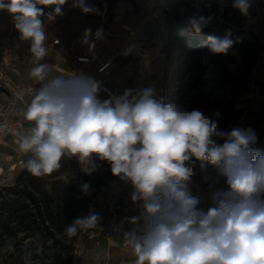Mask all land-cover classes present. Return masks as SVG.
<instances>
[{"label":"clouds","instance_id":"clouds-1","mask_svg":"<svg viewBox=\"0 0 264 264\" xmlns=\"http://www.w3.org/2000/svg\"><path fill=\"white\" fill-rule=\"evenodd\" d=\"M66 2L0 0V11L6 10L21 39L30 41L37 65L30 76L40 87L23 111L34 126L18 138L20 149L32 154L27 170L43 176L58 170L62 158H75L91 174L96 159L107 161L113 176L132 184V201L142 202L141 214L130 219L137 228L124 233L134 264H264V148L255 147V131L219 130L216 120L165 104L152 88L128 89L101 102L92 77L59 74L54 65L41 63L48 55L42 17L55 20ZM73 6L95 11L85 0ZM46 7L52 10L45 13ZM233 7L246 15L249 4L234 0ZM211 19L194 15L187 24L198 34ZM90 32L85 31V43ZM230 35L209 36L205 47L212 54H227L234 44ZM96 36H102V29ZM193 157L205 181L212 180L211 207H203L202 197L190 188ZM208 164L215 177L206 174ZM88 187L83 186L85 192ZM100 219L90 209L65 232L74 237L95 229Z\"/></svg>","mask_w":264,"mask_h":264},{"label":"rangeland","instance_id":"rangeland-1","mask_svg":"<svg viewBox=\"0 0 264 264\" xmlns=\"http://www.w3.org/2000/svg\"><path fill=\"white\" fill-rule=\"evenodd\" d=\"M196 1L200 3L205 0ZM222 2L220 0V3ZM262 2L264 3V0H247L249 8L246 15L234 7L241 20L240 23L244 27L243 31L246 32L243 37L248 36L247 32L251 28V23H254L258 14L260 18L257 23L264 27V23L261 22V19H264V10L261 9ZM74 3L75 0H67L62 6L63 15L56 16L53 21H48L46 15L42 17L45 30L49 34L62 35L66 41L70 42L85 25L103 21L105 36L100 44L98 54L106 59H111L120 50L124 40L130 34L127 31L129 28L138 42L135 55L129 59L116 57L106 75L97 74V68H99L97 62L90 69L82 71L81 74H86L99 83L106 80L108 87L120 89V96L128 89L135 93L145 87L152 88L155 90L157 98H162L165 104H175L187 111L194 110L196 105H200L203 109L204 97L220 93L216 87L210 86V84L202 86L199 90L192 88L194 80L198 76H202L203 79L208 77V71L205 68H209V63L202 60L197 64V57L191 60L187 59L186 54L189 46L173 30L165 5L161 0H85L87 6L95 8V11L89 13L83 12L79 7H74ZM222 9L223 5L220 4L219 10ZM51 10L50 7L44 8L45 13ZM223 57L232 69L239 68V55L232 48L227 54H223ZM49 60L54 63L61 61L53 55ZM36 66V61L31 53L9 55L7 59H3L0 55V122L6 121L14 125L12 128L0 130V189L15 184L18 175L26 169V161L32 156L30 152L20 149L18 138L29 132L34 126L33 123L24 119L23 111L31 102V99L26 95L27 88L40 85L30 76L31 70ZM62 67L66 68L64 65ZM70 72L71 74H80L77 69L70 70ZM240 91V95L243 96L244 89L241 88ZM101 98L102 102L110 99L106 94H101ZM256 129L254 127L257 136L256 145L258 148H264V135L259 132V129ZM20 159L23 160L21 167L17 164ZM97 162L98 159L95 160L96 165ZM76 169H73L71 174L63 172V178L68 180L74 174V179L78 180L81 177L80 172L86 174L82 171L79 162ZM193 170L195 175L191 179L190 188L194 195L202 197L203 207H211L210 197L214 190L211 187L212 180L205 181V173L201 172L200 163L195 162ZM206 174L215 177L214 167L207 165ZM123 182L124 180L115 176L101 194H105L110 186H120ZM221 186L217 184L215 187ZM133 203L141 205L142 202ZM92 206L95 213L99 214L101 218L99 224H103L106 213L103 209V202L92 203ZM137 207H139L138 210L132 213L133 217L141 214L140 206ZM0 264L9 263L0 255Z\"/></svg>","mask_w":264,"mask_h":264},{"label":"trees","instance_id":"trees-1","mask_svg":"<svg viewBox=\"0 0 264 264\" xmlns=\"http://www.w3.org/2000/svg\"><path fill=\"white\" fill-rule=\"evenodd\" d=\"M161 1L173 30L189 46L187 59L197 57V64L202 60L209 63V68H205L208 77L198 76L192 88L199 90L210 84L220 91L204 97L203 109L196 105L194 110L216 120L219 130L231 131L241 115V111L236 109V104L241 102L240 89L245 90L261 43L251 35L243 37L246 32L233 7L234 0H222V3L220 0L200 3L196 0ZM220 4L223 5L222 10H219ZM261 8H264L263 2ZM194 15L212 18L211 23L198 34L187 24L188 18ZM228 32L234 41L231 48L240 58L237 70L231 68L223 54H212L205 47L209 36L223 38ZM249 128L254 130L253 126ZM217 142L223 143V140ZM77 165L75 158H62L58 171L43 176H34L26 168L13 186L0 189V255L6 262L77 264L74 256L79 233L68 237L65 229L75 218L87 216L93 199L115 178L109 163L98 159V166L91 174L80 172L78 180L74 179V174L68 180L64 179L63 172L71 174ZM85 184L89 186L87 192L83 189Z\"/></svg>","mask_w":264,"mask_h":264},{"label":"built area","instance_id":"built-area-1","mask_svg":"<svg viewBox=\"0 0 264 264\" xmlns=\"http://www.w3.org/2000/svg\"><path fill=\"white\" fill-rule=\"evenodd\" d=\"M261 9L264 10V8ZM259 18L260 15L258 14L256 19H254V23H251V28L247 34L261 43V49L258 52L253 69L248 74L244 95L241 96V102L236 104V109L241 111V115L232 125L231 130L233 127H255L254 125L258 123V126L262 128L264 133V27L257 23ZM261 20L264 23V19ZM241 26L244 29L243 25ZM88 29L91 32L88 37V43H85L84 34ZM98 29H102V36L100 38L96 36ZM127 31L130 33L129 36L124 40L120 50L111 59L102 58L98 54L100 44L105 36V24L103 21L85 25L70 42L66 41L62 35L56 33L49 34L46 31L47 39L45 44L48 49V55L43 61L44 63L54 65L58 72L62 70V65H74L75 67L81 65L82 68L80 69L83 70L90 69L97 62L99 63L97 74L106 75L116 57L129 59L137 51L138 42L134 38L131 29L129 28ZM29 49L30 41L21 39L20 33L15 28L12 16L6 10L0 11V55L2 58L7 59L9 55H20L23 52L31 53ZM52 55L58 57L61 60L60 63L49 61ZM97 82L100 86L97 99L101 102V94L108 95L110 99L114 96H120V89L118 87H108L106 80L100 83L99 81ZM39 87L40 85L28 87L26 95L32 99L34 89H38ZM13 126L6 121L0 122V130H6ZM17 164L20 167L23 166V160L20 159ZM133 191L134 188L129 181H124L120 186H110L107 190V194L105 195V222L103 225V236L106 239H111L117 230L127 223L126 213L135 208V204L131 198ZM96 198L97 196L93 201Z\"/></svg>","mask_w":264,"mask_h":264},{"label":"crops","instance_id":"crops-1","mask_svg":"<svg viewBox=\"0 0 264 264\" xmlns=\"http://www.w3.org/2000/svg\"><path fill=\"white\" fill-rule=\"evenodd\" d=\"M64 66L66 68L62 67V70H64L67 75L71 74L70 70L73 69H77L78 73L85 70L80 69L82 68L81 65H77L76 67L74 65ZM20 126H22V124ZM254 126L264 135L263 130L258 126V123ZM106 194L107 191L103 195L99 194L92 203L103 202V209H105ZM137 206L141 207V205L136 204L134 210L126 213L127 223L120 227L109 240L103 236L104 223H98L95 229L79 232L74 256L75 262L77 264H134L135 256L133 255L132 250L124 243V233L137 228V225L130 223V219L134 216L132 213L139 208Z\"/></svg>","mask_w":264,"mask_h":264},{"label":"bare ground","instance_id":"bare-ground-1","mask_svg":"<svg viewBox=\"0 0 264 264\" xmlns=\"http://www.w3.org/2000/svg\"><path fill=\"white\" fill-rule=\"evenodd\" d=\"M59 72H60V73H63V74H66V72H64V71H62V70H60ZM0 171H1V170H0Z\"/></svg>","mask_w":264,"mask_h":264}]
</instances>
